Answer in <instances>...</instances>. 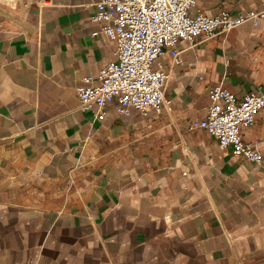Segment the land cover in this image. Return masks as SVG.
<instances>
[{
    "label": "crops",
    "instance_id": "crops-1",
    "mask_svg": "<svg viewBox=\"0 0 264 264\" xmlns=\"http://www.w3.org/2000/svg\"><path fill=\"white\" fill-rule=\"evenodd\" d=\"M90 0H0V264H264V108L240 128L259 163L198 125L211 88L264 92V21L251 18L155 67L164 104L79 108L115 43ZM264 12L197 0L191 14Z\"/></svg>",
    "mask_w": 264,
    "mask_h": 264
},
{
    "label": "built area",
    "instance_id": "built-area-1",
    "mask_svg": "<svg viewBox=\"0 0 264 264\" xmlns=\"http://www.w3.org/2000/svg\"><path fill=\"white\" fill-rule=\"evenodd\" d=\"M96 7L91 19L99 31L115 43V59L99 71L96 83L75 87L79 108L105 116L104 108L117 101L116 112L128 114L135 109L145 115L159 111L164 104L167 72L155 67L156 59L169 51L179 61L176 45H192L197 35L206 38L218 30H228L251 18L253 24L264 21V12L250 11L232 17L227 10L216 14L191 10L197 0H90ZM205 115L198 125L213 134L221 148L232 147L235 154L259 163L256 146L244 143L240 128L254 123V112L264 108V92L247 93L237 98L227 88L215 86L208 93Z\"/></svg>",
    "mask_w": 264,
    "mask_h": 264
}]
</instances>
